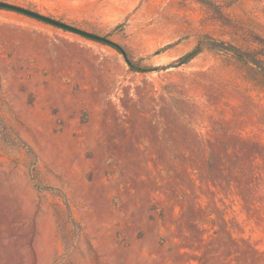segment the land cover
<instances>
[{
	"label": "rangeland",
	"instance_id": "374dc122",
	"mask_svg": "<svg viewBox=\"0 0 264 264\" xmlns=\"http://www.w3.org/2000/svg\"><path fill=\"white\" fill-rule=\"evenodd\" d=\"M1 1L0 264H264V0Z\"/></svg>",
	"mask_w": 264,
	"mask_h": 264
},
{
	"label": "trees",
	"instance_id": "16d2710c",
	"mask_svg": "<svg viewBox=\"0 0 264 264\" xmlns=\"http://www.w3.org/2000/svg\"><path fill=\"white\" fill-rule=\"evenodd\" d=\"M202 3H211L210 0H197ZM253 42L257 43V46L250 48V49H242L235 44L224 40L213 39L211 41V45L214 49L224 52L227 54H232L240 61L251 64L255 69H257L262 75H264V36L254 34ZM115 47V46H113ZM117 48V47H115ZM118 49V48H117ZM202 51L201 47L197 45L192 50L188 51L187 53L180 56L177 61L178 63H187L192 58H194L197 54ZM130 60V59H129ZM131 61V60H130ZM130 65L136 69H143L136 63L131 61Z\"/></svg>",
	"mask_w": 264,
	"mask_h": 264
},
{
	"label": "water",
	"instance_id": "95a60500",
	"mask_svg": "<svg viewBox=\"0 0 264 264\" xmlns=\"http://www.w3.org/2000/svg\"><path fill=\"white\" fill-rule=\"evenodd\" d=\"M0 8H4V9H8V10H14L17 11L19 13L28 15L30 17L36 18L38 20L50 23L52 25L58 26L60 28H63L65 30L71 31L73 33L79 34L81 36H84L86 38L92 39L94 41H98V42H102L105 44H109L111 46H115L117 47L122 54L124 55L125 59L127 60V62L130 64L131 61L129 60L128 56H127V52L115 41L111 40L110 38L104 36V35H100L97 33H94L92 31H88L85 29H82L80 27H76L74 25L65 23L63 21H60L58 19H55L53 17H50L48 15L42 14L38 11L32 10L30 8H26L14 3H10V2H6V1H1L0 0Z\"/></svg>",
	"mask_w": 264,
	"mask_h": 264
}]
</instances>
